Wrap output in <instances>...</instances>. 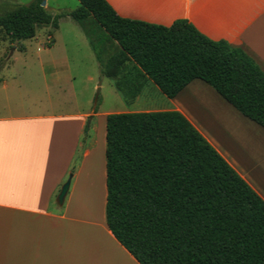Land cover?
<instances>
[{
    "label": "trees",
    "instance_id": "1",
    "mask_svg": "<svg viewBox=\"0 0 264 264\" xmlns=\"http://www.w3.org/2000/svg\"><path fill=\"white\" fill-rule=\"evenodd\" d=\"M50 15L41 0L0 15L14 41L63 17L81 26L112 79L132 63L167 99L194 80L264 129V74L241 49L211 41L185 20L169 27L123 19L104 0ZM118 50L102 64V48ZM105 222L138 264H264V201L177 111L105 119Z\"/></svg>",
    "mask_w": 264,
    "mask_h": 264
},
{
    "label": "crops",
    "instance_id": "2",
    "mask_svg": "<svg viewBox=\"0 0 264 264\" xmlns=\"http://www.w3.org/2000/svg\"><path fill=\"white\" fill-rule=\"evenodd\" d=\"M34 1L0 0V10ZM42 1L46 10L50 0ZM104 1L123 19L163 27L185 20L208 40L241 49L264 74V0ZM54 44L53 37L48 49ZM19 52L26 55V47ZM60 60L67 66L66 53ZM13 62L12 54L0 68V264H138L105 222V119L111 113L92 108L91 100L83 108L69 68L58 59L39 62L37 84L26 90L13 84ZM197 131L231 166L219 145Z\"/></svg>",
    "mask_w": 264,
    "mask_h": 264
},
{
    "label": "rangeland",
    "instance_id": "3",
    "mask_svg": "<svg viewBox=\"0 0 264 264\" xmlns=\"http://www.w3.org/2000/svg\"><path fill=\"white\" fill-rule=\"evenodd\" d=\"M21 1L28 3L31 0ZM78 6L77 0H50L46 11L55 16L72 12ZM13 8L0 10V15ZM53 37L55 44L49 50L48 48L53 44ZM32 40L30 44L27 43L28 40L14 41L7 38L0 30V68L13 54L14 62L10 65L9 71L12 70L17 76L13 80L14 85L26 90L29 85L37 84L41 69L39 62L46 63L51 59H58L65 66L60 56L66 53L65 67L69 68L74 78V88L84 109L87 101L91 100L92 108L111 114L180 112L197 130L206 132L219 145L217 148L233 160L231 162L228 159L233 169L264 198L262 184L264 183V129L238 115L208 86L194 80L177 98L170 100L128 61L124 62L122 70L114 78L111 80L103 78L94 65V53L89 40L85 37L81 26L69 17L61 18L57 29L51 26L38 27ZM39 45L46 51L39 50ZM25 47L27 52L23 55L19 51L24 50ZM101 51H103V65L106 64V59L118 54L117 48L110 42ZM24 69L29 71L25 73ZM95 123L96 121H93V125ZM255 153H260V160L255 158ZM73 202L80 211L87 212L81 199H75Z\"/></svg>",
    "mask_w": 264,
    "mask_h": 264
},
{
    "label": "water",
    "instance_id": "4",
    "mask_svg": "<svg viewBox=\"0 0 264 264\" xmlns=\"http://www.w3.org/2000/svg\"><path fill=\"white\" fill-rule=\"evenodd\" d=\"M41 7H44V1L41 2ZM95 106V105H94Z\"/></svg>",
    "mask_w": 264,
    "mask_h": 264
}]
</instances>
